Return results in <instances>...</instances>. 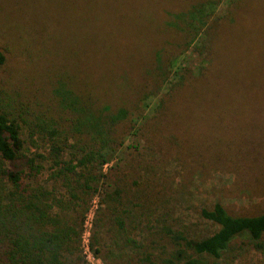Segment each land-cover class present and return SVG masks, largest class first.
<instances>
[{
    "label": "trees",
    "instance_id": "16d2710c",
    "mask_svg": "<svg viewBox=\"0 0 264 264\" xmlns=\"http://www.w3.org/2000/svg\"><path fill=\"white\" fill-rule=\"evenodd\" d=\"M200 1L181 12L182 32L180 27L165 26L166 13H160L163 8L147 7L153 14L148 30L146 26L142 29L150 39L145 55L131 48L137 37L132 29L110 17L101 30L105 33L102 45L81 55L82 36L65 26V86L59 77L52 87L58 119H62L60 113L64 114L65 124L56 127L34 115L19 91H0V97L6 98L0 105V264L81 262L80 232L93 196H97V206L88 244L95 256L102 248L120 259V264H219L218 258L232 247L235 238H244L263 252L264 211L231 214L214 202L201 208L199 215L215 228L198 236L180 227L170 209L158 210L154 200L159 198L153 196L150 200L147 185L137 188L132 180L125 187L126 175L120 173L117 162L110 163L119 145L113 127L133 126L131 116L139 111L140 101L155 91H148V83L153 89L162 85L176 58L197 37L202 39L201 44L192 48L208 55L203 75L207 77L192 80L185 75L188 83L173 82L169 92L182 95L186 103L183 110L188 105L191 109L192 103L226 98L229 87L222 78L231 66L239 68L242 59L237 64L224 61L242 50V42L236 33L231 38L227 29L218 31L221 23L211 18L214 0ZM194 20L195 27L190 24ZM67 32L80 40L76 51L66 49ZM202 43L209 45L207 49ZM114 46L121 58L103 59L112 53L102 54L101 47L108 52ZM217 47L224 49L220 52ZM252 48L254 58L250 55L245 67L264 74V37L246 48L247 56ZM4 60L0 51V69ZM257 82H264V78ZM110 91L124 95L128 104L102 100L103 93L113 96ZM85 99L91 100L95 108ZM166 110L164 99H160L156 114H165ZM26 147L32 150L25 151ZM104 235L107 240H103Z\"/></svg>",
    "mask_w": 264,
    "mask_h": 264
},
{
    "label": "rangeland",
    "instance_id": "374dc122",
    "mask_svg": "<svg viewBox=\"0 0 264 264\" xmlns=\"http://www.w3.org/2000/svg\"><path fill=\"white\" fill-rule=\"evenodd\" d=\"M197 1L200 0H0V51L5 56L0 69V91H19L34 115L56 127L62 122L65 124L64 114L60 113L62 119H58L57 102L52 93L57 78L62 77L65 86V26L82 36L78 53L81 55L87 49L102 45L105 33L101 30L110 17L132 29L137 37L131 48L145 55L150 39L142 29L146 26L148 30L153 14L146 8H163L160 13H166L165 26L180 27L182 32L184 14L181 12ZM214 1L211 18L221 23L218 31L223 33L227 29L231 38L236 33L242 42V50L238 49L241 51H236L232 59L224 61L237 64L242 59L239 68L234 70L231 66L222 78L229 87L226 98L192 103L191 109L188 105L183 110L186 103L181 100L182 95L178 91L169 92L173 82L188 83V78L198 80L205 74L208 55L192 48L194 44H201L202 39L197 37L176 58L162 85L153 89L148 83V91H155L140 101L139 111L131 116L133 126L113 127L119 145L110 162H117L120 173L126 175L125 187L132 180L136 181L137 188L147 185L150 200L153 196L159 198L154 200L160 207L158 210L170 209L179 219L180 227L198 236L207 235L215 228L199 215L201 208L210 207L214 202L221 203L231 214L264 211V82H257L264 74L245 67L255 52L252 48L247 56L246 48L264 37V0ZM196 22L190 21V24L195 27ZM211 33L214 35L215 30ZM66 44L67 50L76 51L80 40L67 32ZM202 45L204 49L209 46ZM217 48L220 52L224 49ZM100 52L112 53L105 60L121 58L115 54L116 46L112 50L109 47L108 52L101 47ZM110 92L113 96L103 93L101 99L128 104L124 95ZM160 99H164L168 108L165 114H156ZM5 101L2 95L0 105ZM87 102L95 108L91 100H86L89 105ZM31 150L26 147L25 151ZM91 204L95 205L92 219L97 196L91 198L87 211ZM105 235L103 240L108 239ZM231 246L218 258L219 264H264V250H255L246 239L235 238ZM107 253L101 248L96 256L93 254L97 264H120V259ZM81 259L84 262L81 260L78 264H87L83 256Z\"/></svg>",
    "mask_w": 264,
    "mask_h": 264
},
{
    "label": "built area",
    "instance_id": "2783aa9c",
    "mask_svg": "<svg viewBox=\"0 0 264 264\" xmlns=\"http://www.w3.org/2000/svg\"><path fill=\"white\" fill-rule=\"evenodd\" d=\"M95 205L91 204L90 208L88 209L87 213L85 214L83 223H82V230L80 232V248L81 254L86 260L87 264H97V259L94 257L93 253L89 248V236H90V227H91V213L92 208L94 209Z\"/></svg>",
    "mask_w": 264,
    "mask_h": 264
}]
</instances>
